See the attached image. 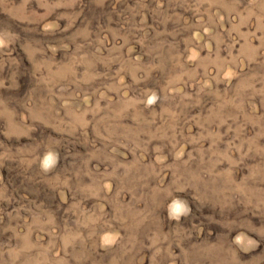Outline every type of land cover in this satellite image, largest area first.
I'll return each mask as SVG.
<instances>
[{
    "label": "rangeland",
    "instance_id": "rangeland-1",
    "mask_svg": "<svg viewBox=\"0 0 264 264\" xmlns=\"http://www.w3.org/2000/svg\"><path fill=\"white\" fill-rule=\"evenodd\" d=\"M0 264H264V0H0Z\"/></svg>",
    "mask_w": 264,
    "mask_h": 264
}]
</instances>
